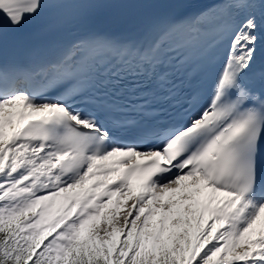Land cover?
I'll use <instances>...</instances> for the list:
<instances>
[{
    "label": "snow or ice",
    "instance_id": "obj_1",
    "mask_svg": "<svg viewBox=\"0 0 264 264\" xmlns=\"http://www.w3.org/2000/svg\"><path fill=\"white\" fill-rule=\"evenodd\" d=\"M0 264H264V0H0Z\"/></svg>",
    "mask_w": 264,
    "mask_h": 264
},
{
    "label": "bare ground",
    "instance_id": "obj_2",
    "mask_svg": "<svg viewBox=\"0 0 264 264\" xmlns=\"http://www.w3.org/2000/svg\"><path fill=\"white\" fill-rule=\"evenodd\" d=\"M129 202L131 203V201H127V204H129ZM124 207H122V209H123ZM125 209H123L122 210V212L124 211ZM237 251V250H236ZM238 251H241V248H239V250Z\"/></svg>",
    "mask_w": 264,
    "mask_h": 264
},
{
    "label": "rangeland",
    "instance_id": "obj_3",
    "mask_svg": "<svg viewBox=\"0 0 264 264\" xmlns=\"http://www.w3.org/2000/svg\"><path fill=\"white\" fill-rule=\"evenodd\" d=\"M129 204H130V202H129ZM123 209H124V208H123ZM123 209H122V210H123ZM236 250L238 251V250H239V248H237Z\"/></svg>",
    "mask_w": 264,
    "mask_h": 264
}]
</instances>
